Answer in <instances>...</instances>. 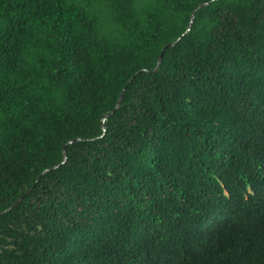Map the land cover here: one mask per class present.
I'll return each instance as SVG.
<instances>
[{
    "label": "trees",
    "instance_id": "obj_1",
    "mask_svg": "<svg viewBox=\"0 0 264 264\" xmlns=\"http://www.w3.org/2000/svg\"><path fill=\"white\" fill-rule=\"evenodd\" d=\"M2 213L0 264H264V0H0Z\"/></svg>",
    "mask_w": 264,
    "mask_h": 264
},
{
    "label": "water",
    "instance_id": "obj_2",
    "mask_svg": "<svg viewBox=\"0 0 264 264\" xmlns=\"http://www.w3.org/2000/svg\"><path fill=\"white\" fill-rule=\"evenodd\" d=\"M205 6H207V4H203L202 6H200L194 13H193V15H192V18H191V22H190V25H189V29H188V31H187V33L191 30V28H192V25H193V23H194V20H195V17H196V14H197V12L200 10V9H202L203 7H205ZM186 33V34H187ZM185 35V34H184ZM173 45H169V46H167L165 49H164V51H163V53L161 54V56H160V59H159V61H158V64H157V66H156V68H155V70L153 71V72H156V71H158V69H159V67H160V65L162 64V62H163V60H164V55H165V51L168 49V48H170V47H172ZM124 94H125V90L122 92V94H121V96H120V98H119V101H118V103H117V105H116V108L114 109V111L111 113V114H109L107 117H106V119L107 118H109V117H111L112 115H114L117 111H119L120 110V108H121V104H122V100H123V97H124ZM105 119V120H106ZM79 141H83V140H81V139H76V140H73V141H71V142H69L68 143V145H72V144H74V143H76V142H79ZM64 155H65V157H66V151H65V148H64ZM59 167V166H58ZM58 167H56V168H58ZM55 168V169H56ZM51 171H53V169H50V170H47L45 173H48V172H51ZM26 198V195L25 196H23L22 198H20L8 211H6V212H10L12 209H14L15 207H17L18 205H20L22 202H23V200ZM5 213H2V214H0V216H2V215H4Z\"/></svg>",
    "mask_w": 264,
    "mask_h": 264
},
{
    "label": "rangeland",
    "instance_id": "obj_3",
    "mask_svg": "<svg viewBox=\"0 0 264 264\" xmlns=\"http://www.w3.org/2000/svg\"><path fill=\"white\" fill-rule=\"evenodd\" d=\"M102 16H104V14H102ZM102 30L105 33L108 32L110 35H114V36H118L119 37L118 32H116L118 30V27L115 26V24L113 25V24H111V23H109L107 21H103L102 22Z\"/></svg>",
    "mask_w": 264,
    "mask_h": 264
}]
</instances>
